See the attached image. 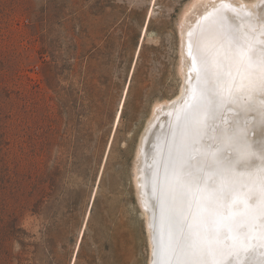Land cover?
Instances as JSON below:
<instances>
[{"label":"rangeland","instance_id":"374dc122","mask_svg":"<svg viewBox=\"0 0 264 264\" xmlns=\"http://www.w3.org/2000/svg\"><path fill=\"white\" fill-rule=\"evenodd\" d=\"M192 2L0 0V264H148L136 147Z\"/></svg>","mask_w":264,"mask_h":264},{"label":"bare ground","instance_id":"6f19581e","mask_svg":"<svg viewBox=\"0 0 264 264\" xmlns=\"http://www.w3.org/2000/svg\"><path fill=\"white\" fill-rule=\"evenodd\" d=\"M180 33L181 87L152 105L136 147L148 264H264V0H193Z\"/></svg>","mask_w":264,"mask_h":264},{"label":"snow or ice","instance_id":"6c2138e0","mask_svg":"<svg viewBox=\"0 0 264 264\" xmlns=\"http://www.w3.org/2000/svg\"><path fill=\"white\" fill-rule=\"evenodd\" d=\"M197 51L200 53V71L203 72L205 78H206V83L208 80L211 79L210 75H209V64H210V58L209 56L207 55V53L205 52H200L199 48L197 49ZM189 55H192L191 51L189 52ZM195 58H193V64L195 66ZM262 63H264V61H262ZM262 151V154H264V149L261 150ZM255 159L254 156H248V157H240L236 160H234L232 163L234 165H242L244 163H250L252 162L253 160ZM250 199H252L250 197ZM260 199L264 200V192L261 193V197ZM189 228H191V225H188ZM183 245V242L182 241H177V246H182Z\"/></svg>","mask_w":264,"mask_h":264}]
</instances>
